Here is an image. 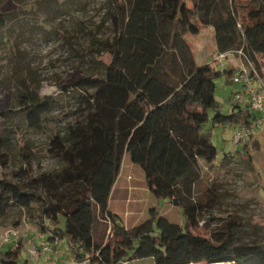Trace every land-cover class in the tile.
Here are the masks:
<instances>
[{
	"label": "trees",
	"instance_id": "16d2710c",
	"mask_svg": "<svg viewBox=\"0 0 264 264\" xmlns=\"http://www.w3.org/2000/svg\"><path fill=\"white\" fill-rule=\"evenodd\" d=\"M183 1L115 0L116 11L108 9L111 35L92 33L89 42L90 49L97 46V51L110 53V61L95 75L79 78L80 115L50 142V150L65 165L32 179L45 187L46 195L0 179V218L13 203L30 209L34 200L41 201L40 231L67 238L75 264H124L145 256H152L155 264H264V246L240 239L236 221L209 236L193 230L201 213L216 202L214 192L205 201L182 202L184 225L151 208L149 218L126 228L108 209L125 152L143 168L157 197L178 199L184 177L200 159L209 161L217 154L203 128L209 110L214 124L249 123L254 116L247 105L232 102L231 112L219 110L216 71L210 62L196 63L185 34L198 33L200 23L211 25L217 51L242 49L255 60L257 53H264V0H193L196 19L183 9ZM8 20L0 9V29ZM223 68L231 79L233 66ZM24 105L28 123L36 128L54 106L51 97L39 98L37 89L25 96ZM11 111L0 109V127ZM6 145L0 133V165L9 162ZM60 214L65 216L63 227L58 225ZM96 215L113 220L105 241L94 238ZM10 244L0 249V263L21 264L22 243Z\"/></svg>",
	"mask_w": 264,
	"mask_h": 264
},
{
	"label": "rangeland",
	"instance_id": "374dc122",
	"mask_svg": "<svg viewBox=\"0 0 264 264\" xmlns=\"http://www.w3.org/2000/svg\"><path fill=\"white\" fill-rule=\"evenodd\" d=\"M182 4L196 19L193 0H184ZM116 7L115 0H0V9L9 15L7 24L0 29V109H12L0 127L9 155L8 164L0 165V179L18 182L27 191H35L42 197L46 195L45 187L32 179L42 172L58 171L65 165V161L50 150V142L57 133H64L68 122L80 115L83 88L78 86L79 78L95 75L110 61V53L97 51V46L90 49L89 42L92 33L101 38L111 35L113 25L108 9L113 12ZM199 25V32H188L185 39L196 63L210 62L215 69V99L219 110L229 113L234 109L230 97L241 85L229 79L224 68L211 61L217 52L214 30L211 25ZM166 57L169 59V55ZM229 57L226 66L238 63L243 56L234 53ZM251 61L264 82V53H257L256 59ZM36 89L39 98L49 96L54 105L40 128L31 126L25 116L28 108L24 98L29 93L36 94ZM212 113L210 109L203 128L217 148L216 156L209 161L200 159L184 177L176 203L169 196L157 197L150 192L140 222L150 217L149 208H155L159 215L184 225L182 202L205 201L207 193L214 192L216 202L201 213L200 222L193 230L209 236L228 222L236 221L240 239L256 240L264 246V127L246 141L234 144L231 130L238 123L214 124ZM122 167L133 171L134 176L142 169L131 161L128 152L124 153ZM41 203L34 200L30 209L13 203L0 218V233L7 227L19 230V236L10 245L22 243L21 264L25 258L32 264L39 261L49 264L43 259L36 260L29 252L28 238L38 243L34 234L41 230L38 221ZM45 223L48 224V220ZM64 224L65 216L60 214L58 225L63 227ZM92 229L93 232L101 230L104 236L101 241L106 240L108 222L105 219L96 215ZM25 231L27 236L21 234ZM44 232L50 235L49 230ZM60 241L62 246L68 245L66 239L60 238ZM4 246L7 245L0 239V249ZM73 260L68 247L58 264H72ZM148 261L142 258L131 264H149Z\"/></svg>",
	"mask_w": 264,
	"mask_h": 264
},
{
	"label": "built area",
	"instance_id": "2783aa9c",
	"mask_svg": "<svg viewBox=\"0 0 264 264\" xmlns=\"http://www.w3.org/2000/svg\"><path fill=\"white\" fill-rule=\"evenodd\" d=\"M234 53H239L243 57H239L240 61L232 65L233 69L230 77L233 81L239 82L241 87L230 97V101L239 105H247L249 110L254 114L249 123L237 124L232 128L231 141L234 144H238L246 141L264 127V82L260 79L257 68L242 49L230 48L224 51H217L211 61L218 66L224 67L226 66V59L231 58L229 56L234 55ZM105 220L108 224L110 223V217H106ZM109 229L110 226L107 230L108 232ZM21 234L27 236L26 231ZM18 236L19 230L16 227H7L0 233L2 243H10ZM35 238L38 240L37 244L28 238V242L31 244L29 252L32 256L37 257L42 253L53 250L52 243L44 238V232L37 230ZM75 263L77 262L73 260L72 264ZM216 263L212 262L209 264Z\"/></svg>",
	"mask_w": 264,
	"mask_h": 264
},
{
	"label": "crops",
	"instance_id": "0c3cea01",
	"mask_svg": "<svg viewBox=\"0 0 264 264\" xmlns=\"http://www.w3.org/2000/svg\"><path fill=\"white\" fill-rule=\"evenodd\" d=\"M150 192L152 191L146 183L143 168L137 172L136 176H134L133 171H129L123 168L121 163L119 172L113 182L108 198V209L113 219L121 222L126 228H130L138 224L142 220V217L145 215V211L148 205L147 201L150 198ZM150 209L151 208H149V214ZM112 221V218H110L111 223ZM109 226L110 225L108 224V228ZM49 233L51 234V232ZM34 235H36V233ZM93 235L96 240L101 241L104 239L103 233L99 229H96L95 232H93ZM48 236L49 235L46 236L44 234V238L52 243L53 250L50 252L42 253L39 256L35 257V259H43L49 264H58V262L62 258L64 249H68L69 247L68 240L67 238L62 237L66 239L68 244L62 246L60 244L61 237L54 236V238H52ZM142 258L148 259L149 264H155L152 256L132 258L125 261L124 264H131V262L142 260ZM23 262L24 263L22 264H32L30 259L27 258H25ZM42 263L43 262L39 261L36 264Z\"/></svg>",
	"mask_w": 264,
	"mask_h": 264
},
{
	"label": "water",
	"instance_id": "95a60500",
	"mask_svg": "<svg viewBox=\"0 0 264 264\" xmlns=\"http://www.w3.org/2000/svg\"><path fill=\"white\" fill-rule=\"evenodd\" d=\"M173 200H174V202L176 203V201H177L176 198H174Z\"/></svg>",
	"mask_w": 264,
	"mask_h": 264
}]
</instances>
